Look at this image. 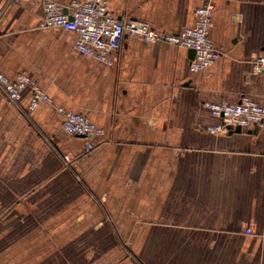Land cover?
Segmentation results:
<instances>
[{
	"label": "crops",
	"instance_id": "crops-1",
	"mask_svg": "<svg viewBox=\"0 0 264 264\" xmlns=\"http://www.w3.org/2000/svg\"><path fill=\"white\" fill-rule=\"evenodd\" d=\"M209 1L223 55L191 72L190 49L134 36L101 62L42 27L40 1L0 0V73L51 97L29 112L30 88L16 103L0 91V264H264V127L213 132L206 105L264 106V0H107L166 33ZM59 107L102 130L92 151Z\"/></svg>",
	"mask_w": 264,
	"mask_h": 264
},
{
	"label": "built area",
	"instance_id": "built-area-1",
	"mask_svg": "<svg viewBox=\"0 0 264 264\" xmlns=\"http://www.w3.org/2000/svg\"><path fill=\"white\" fill-rule=\"evenodd\" d=\"M43 5L44 18L42 27H59L76 33L75 49L82 54L101 62L112 65L114 54L120 48L124 36L138 37L145 43H168L180 48L195 50V56L190 64L191 72H201L218 60L223 52L217 49L210 36L212 26L213 2L209 1L196 8L195 23L175 33H166L152 28L147 22L137 19L122 20L108 7L107 0H72L68 4L56 0H37ZM264 71V56H256L253 62V72ZM32 90V98L28 111L32 112L41 102H51V97L28 74L20 73L10 79L0 73V91L13 103L18 102L24 90ZM212 114L220 119V123L211 130L217 133H227L232 127L242 128L264 127V106L244 97L236 104L228 102L206 103ZM64 129L68 134L85 138V152L95 148L94 138L102 134L87 116L81 113L65 111ZM65 162L72 164L74 159L63 156ZM253 229H245L246 234ZM264 238V228L256 234Z\"/></svg>",
	"mask_w": 264,
	"mask_h": 264
},
{
	"label": "water",
	"instance_id": "water-1",
	"mask_svg": "<svg viewBox=\"0 0 264 264\" xmlns=\"http://www.w3.org/2000/svg\"><path fill=\"white\" fill-rule=\"evenodd\" d=\"M190 52L192 53V56L194 58L195 56V50L193 49H190ZM229 128H232V127H229ZM235 132H242L243 128L241 126H236L235 128H232Z\"/></svg>",
	"mask_w": 264,
	"mask_h": 264
}]
</instances>
